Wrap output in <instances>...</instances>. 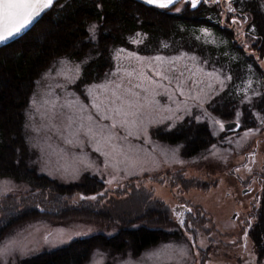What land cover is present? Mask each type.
<instances>
[{
	"label": "rangeland",
	"instance_id": "1",
	"mask_svg": "<svg viewBox=\"0 0 264 264\" xmlns=\"http://www.w3.org/2000/svg\"><path fill=\"white\" fill-rule=\"evenodd\" d=\"M217 1L223 3L221 15L225 20L221 26L223 31L228 32L230 31L228 26H231L226 21L229 1ZM258 1L260 17L254 16L250 10L243 11V17L235 12L232 19L234 17L236 19L234 27L236 31L233 28L231 34H228L237 39L235 41L238 44L243 37L244 41L249 42L250 47L257 48V52L255 50L247 52L253 56L254 63L264 73V0ZM129 4L131 7L134 5ZM178 8L182 9V7ZM170 10L178 13L175 9ZM48 20L43 19L35 27L41 24L46 26ZM250 22L257 37L254 35L247 37L242 33V29ZM256 26L259 28L257 29ZM32 30L21 39L30 37ZM210 33L208 31L206 35L202 32L205 39L213 41L214 38ZM134 40L140 42L115 48L111 62L102 71V75L89 83L81 84L78 78L74 84H69L64 76L57 75V70H68L75 64H81L82 70L80 60L52 54L37 63L33 79L27 85L29 87L26 88V92L19 94L20 98L16 102L21 101L24 94L26 97L14 116L19 124L17 127L22 146H26L28 150L27 162L20 163L26 173L24 177H20L21 179L0 176V209L6 206L5 210H7L6 216L4 211L0 210V247L7 243L6 238L18 241L20 246L9 255L0 256V264H18L24 258L64 246L73 239L94 234H103L106 237L118 235L115 237L118 238L122 234V231L119 232L121 229L135 227L138 224L168 231L169 236L138 253L132 252L128 247L117 251L96 246L90 251L84 264H125L129 260L136 264H264V259L258 261L251 241L246 239L248 237L242 238V243L236 242V245L224 247L218 242L210 243L207 235L199 233L200 237L193 242L190 232H185V229L192 230L197 224L193 220L190 224L185 223L182 225L184 227H181L178 222L180 217L177 216V211L182 213L183 207H199L200 215L206 216L210 226L214 225L211 236L218 238L216 232H220L224 236L223 239L229 243L232 239L225 238L226 234L235 233L237 236L241 222L232 220V216L237 211L238 217L246 214L248 220L255 191L260 190L259 177L256 173L258 170L262 171L264 166V103L259 102L258 97H253L250 104L247 101L241 103L244 100L242 97L237 102V106L226 110L224 114H219L213 109V104L229 82L226 79L231 76L229 71L215 63H205L206 60L196 51L185 48L173 51L171 48L163 50L158 47L142 53L137 50L136 45L143 40L139 38ZM251 42L253 44H250ZM119 49L126 51L117 57ZM129 52H136L141 57L156 55L172 57L179 56L181 52L188 53L187 57H181L176 62L179 70L164 72V75L170 77L169 80L156 76L153 67L144 68L148 76L163 85V87H155L157 93L155 99L159 101V105L154 107L151 114L153 119L162 123L149 125L147 134L140 132L139 135H128V130L119 124L114 129L111 128L110 119H101L102 114H108V103L104 101V97L110 96V93L102 89L92 90V96L97 99V103H101L103 113H98L91 106L88 95V86L105 82L106 74L109 79L117 82L123 77L124 85L131 87L141 83L137 78L141 63L152 66L157 63L137 61L128 56ZM193 55L198 58L196 61L190 59ZM61 61L65 63L61 64ZM193 64L203 67L205 71H217L220 78L225 81V86L221 88L220 81L215 77L209 78L203 74L191 76L185 69L191 68L194 72ZM117 67L122 71L112 76L111 73ZM50 68L51 74L44 76ZM129 72L133 75H128ZM181 72H183L182 76ZM177 77L184 81V96L176 90ZM193 79L200 81L195 87H193ZM6 80L12 81L8 76ZM58 85L65 87L61 88ZM250 89L264 93V82L261 84L255 79ZM133 90L140 92L141 97L145 94L142 88ZM169 92L174 93L171 101L168 99ZM34 93H36L35 104L32 103ZM69 93L75 95L70 96ZM197 94L203 100L202 105L199 100L191 99ZM77 97L87 106L82 114L74 112L73 108L65 105V101H76ZM44 99L56 100L57 116L52 121L56 125L55 128L49 123L47 115H41L47 113L50 107L44 105ZM61 105L65 106L60 107ZM237 111L241 113L239 117L236 115ZM256 113H259V117ZM81 115L84 118L85 128L89 123L88 115L93 117L92 127L95 131L99 132L102 125H108V128L103 129V134L107 136L111 133V139L101 140L98 144L99 136L90 138L85 130L79 127ZM70 116L73 123L69 128L67 125ZM198 116L199 120L196 119ZM216 120L224 124L239 120L241 128L226 132L215 123ZM185 121L204 125L208 134L204 141L201 140L203 144L199 143L198 149H194L196 151L189 155L182 153L185 144L173 142L164 135L165 132ZM170 124L173 127L169 128ZM247 129L254 131L245 136ZM256 129L259 131H255ZM65 138L71 139L73 144H66ZM77 140L83 142L82 146ZM213 145L216 147L213 148ZM97 146L100 147V152L96 151ZM83 174L90 175L91 178L86 183V190L82 192L69 191L64 188L65 186L60 188L56 182L62 184L77 182L81 180ZM249 177L252 179L248 182ZM246 187L253 190L242 193ZM61 192H64L66 197L53 201V196ZM35 193L50 199L48 208L54 212V209L59 207L60 213L57 212L49 217L34 210L27 204L26 199L28 195ZM258 194L260 198L259 191ZM93 196L96 198L89 199ZM55 204L58 205L53 207ZM159 210H161L160 216ZM75 233H87V235L76 236ZM46 235L49 236L47 241L44 239ZM69 236L72 237L71 240H67ZM60 239L67 242L59 243ZM165 245L169 247L166 248ZM182 251L186 254L181 255Z\"/></svg>",
	"mask_w": 264,
	"mask_h": 264
},
{
	"label": "trees",
	"instance_id": "2",
	"mask_svg": "<svg viewBox=\"0 0 264 264\" xmlns=\"http://www.w3.org/2000/svg\"><path fill=\"white\" fill-rule=\"evenodd\" d=\"M230 2L234 9L229 15L226 11V21L232 26H228L230 31L236 26L232 19L235 12L243 17V11L250 10L254 16L260 17L258 0H230ZM129 3H133V7ZM222 4V2H217L215 5L201 2L197 8L193 9L188 3L179 13H174L170 10L172 7L161 9L147 5L140 0H55L54 6L45 10L23 34L0 45V176L21 179L20 177H24L26 173L20 163L27 162L28 150L26 146H22L20 131L17 127L19 124L14 119L15 113L24 103L25 94L21 101H16L20 98L19 94L26 92V88L29 87L27 85L33 79L37 63L52 54L68 56L83 62L79 77L80 83L83 84L96 80L102 75V71L111 62L114 49L130 45L134 39L143 40L136 45L137 50L142 53L150 52L158 47L163 50L171 48L177 51L185 48L196 51L208 61L207 63H215L224 67L232 77L217 97L213 109L219 114H224L226 110L237 106V102L244 97V93L237 92L236 89L244 88V82L249 80L255 81L256 79L263 84L264 73L254 63L253 56L247 52L252 50L257 52V48L250 47L249 42L246 40L245 42L243 37L238 44L235 41L237 39L229 35L230 31L222 30L225 20L221 15ZM43 19H49L46 22L47 25L41 24L35 27ZM255 23L256 21L254 25ZM92 24L97 26L94 33L95 39H90L93 33L88 31ZM256 27L259 28V26ZM203 28L211 32L213 41L205 39L200 31ZM31 30L30 37L21 39ZM234 30L236 31V28ZM137 33L140 35L137 36ZM242 33L247 37L253 35L257 37L251 22L245 25ZM7 76L12 81L7 82ZM247 119L246 117V121ZM191 122L193 121L182 122L164 134L173 142L185 144L182 149L184 155L195 152L199 143L203 144L201 140L204 141L205 136L208 135L204 125L200 126ZM262 169L256 173L259 177L258 189L260 190L256 189L255 194L259 191L260 198L255 196L251 202L252 210L248 216L249 221L246 220V214L240 217L239 220L243 223H240L237 236L235 233L225 235V238L232 239L231 243L226 242L220 232H216L218 238L211 236L214 225L210 226L206 216L200 215L199 207H192L191 211L183 212L178 220L181 227H184L182 225L185 223L190 224L193 220L197 224L192 230L185 229V232H190L193 242L200 237L199 233L207 235L210 243L218 242L224 247L242 243V238L248 237L246 239L251 241L258 261L261 262L264 259V166ZM89 178H91L90 175L83 174L80 181L69 184L54 181L59 184L60 188L65 186L64 188L69 191L82 192L86 190ZM251 179L249 177L248 182ZM36 194L38 193L28 195L26 199L27 204L34 210L49 217L57 212L60 213L59 207L54 209V212L48 208L50 199ZM53 197L54 201L66 195L61 192ZM254 202L255 205H253ZM5 209L6 206L0 210L4 211L6 216L7 210ZM159 213L161 210L158 211L160 216ZM121 231L122 234L118 238H115L118 235L106 237L103 234H94L73 239L64 246L24 258L18 264H84L90 251L96 246L117 251L128 247L132 249V252L138 253L169 236L168 231L144 227L142 224L121 229L119 232ZM246 232L247 235H245ZM111 238L115 239L111 240Z\"/></svg>",
	"mask_w": 264,
	"mask_h": 264
},
{
	"label": "snow or ice",
	"instance_id": "3",
	"mask_svg": "<svg viewBox=\"0 0 264 264\" xmlns=\"http://www.w3.org/2000/svg\"><path fill=\"white\" fill-rule=\"evenodd\" d=\"M177 2V0H143V3L155 6L161 9H167L169 6L174 5ZM180 2L183 4L184 0H180ZM208 3V0H188V3H190L191 7L193 9L197 8V6L201 3ZM213 2H217V0H213ZM55 4V0H0V42L9 40L13 38L14 36L21 33L25 28H27L35 18L41 16L42 13L45 12V10L50 9ZM176 12H180L181 8H175ZM227 11L232 12L234 11L232 4L229 0L227 3ZM233 23H236L235 17L233 18ZM96 25L92 24L89 26L88 31L90 33H93V35L90 37V39H95V31H96ZM201 32L208 34V29H201ZM140 33H137V36H139ZM199 39V37H197ZM133 43H139V40H133ZM164 47H167V45H164ZM125 49H119L117 51V57H119L120 53L125 52ZM128 56L130 58H135L137 61H156V65L152 66L151 64H143L141 63L139 65V71L137 73V78L141 81V83L132 85L131 87H127L123 83V77H120V81L117 82L114 79H109L108 74H106L105 82L101 84H93L88 86V95L91 99V106L96 109L98 113H103V109L101 108V103H97V99L92 96V90L93 89H102L106 93H110V96H105L104 101L108 103V114H102L101 119H110L112 121L111 128H115L117 124H119L121 127H124L128 130V135H139L140 132H144L147 134L149 125L152 124H161L162 121H157L152 118V112L154 110V107L159 105V101L155 99V96L157 93L155 92V87H163V85L160 84L159 81L153 80L152 77L148 76L144 72L145 67H153V71L155 72L156 76H160L165 80H169L170 77L168 75H164L165 71H172V70H179L177 67V63L181 57H187L188 53L181 52L179 56H172V57H164L161 55H156L154 57H141L136 52H129ZM191 60L196 61L198 58L196 56H191ZM64 61H61V64H64ZM83 63V62H82ZM207 63V61H205ZM165 64H167V68H165ZM193 68H195V71L193 72L191 68H186V71H189L191 76L195 77L197 74H203L204 76H207L209 78L215 77L217 80L220 81L221 88L225 86V81L220 78V74L217 73V71H205V69L199 65L193 64ZM122 69L117 67L112 73V76L118 75ZM52 72V69L50 68L47 72L44 73V76H49ZM74 73V74H72ZM81 74V64H75L71 69L68 70H57V75H62L65 77L66 82L69 84H74L76 82V79L79 78ZM128 75H133V73L129 72ZM183 75V72H181V76ZM177 79V85L176 90L179 91L181 96L185 95L184 91V81L181 80L179 77ZM226 79L231 80L232 77L228 76ZM144 81H147V83H144ZM39 83V81H37ZM197 83H200V81L193 79V87ZM244 88H237V92H243L244 93V100L241 101V103H244L247 101L249 104L252 103L253 97H258L259 101L261 103H264V93L258 92L256 90L250 89V85L252 84V81H246ZM129 84H131V81H129ZM58 87L64 88L65 85H58ZM134 88H142L143 92L145 93L143 97H141L140 92L134 91ZM251 91V95H249V92ZM35 95L33 94V101L32 103L35 104ZM46 95V93H45ZM70 96H74L75 93H69ZM174 93L169 92L168 99L171 101L173 99ZM57 100L59 97L56 98ZM191 99L199 100L201 105L203 104V100L201 99L200 95L197 94L194 97H191ZM44 105H49V109L47 113H42V116L47 115V118L49 120V123L52 127H56L52 121L56 119L57 112V104L56 100L49 101L48 99H44L43 101ZM187 103V100L185 101ZM65 105L73 108L74 112L83 113L84 110L87 108L86 105L83 104L82 101H79V98L77 97L76 101L67 100L65 101ZM65 105H61L60 107H64ZM179 107V104H178ZM171 111V109H169ZM237 117L241 115L239 111L236 113ZM256 115L259 117V113H256ZM197 120L200 119V117H196ZM68 125L67 127H71L73 120L72 117H68ZM88 127L85 128L84 124V118L81 115L80 117V124L79 127L81 129H84L86 134L89 135L90 138H95L97 136L100 137V140L97 141L99 144L100 141H108L111 139V133L107 136L103 134V129L108 128V125H102L99 132L95 131L92 127L93 124V117L91 115L87 116ZM215 123L219 124L221 128H224L225 125L223 122L216 120ZM237 126H239V120H237ZM27 127V125H26ZM169 128L173 127V125H168ZM36 131H39V129H35ZM135 130V131H133ZM253 129H247L245 132V136H247L248 133L253 132ZM255 131H259V129H256ZM66 144H73V141L71 139L65 138ZM77 143H80L82 146V141L77 140ZM213 148L216 146L213 145ZM96 151L100 152L101 149L99 146L96 147ZM103 155L107 156V153H102ZM107 163V161H106ZM109 183L111 181H108ZM83 198V197H81ZM96 197H89V199H95ZM188 211H191V209H188ZM177 216L181 217L182 213L177 211ZM183 222V221H181ZM76 236L81 235H87V233H75ZM247 235V232L245 233ZM44 239L47 241L49 239V236L46 235ZM72 237L69 236L67 240H71ZM7 243L0 247V256H6L9 255L11 252H13L16 248H18L19 242L6 238ZM59 243H66V240L60 239L58 241ZM164 247H169L165 245ZM183 251L181 252V255H185ZM125 264H136L134 261H126Z\"/></svg>",
	"mask_w": 264,
	"mask_h": 264
},
{
	"label": "water",
	"instance_id": "4",
	"mask_svg": "<svg viewBox=\"0 0 264 264\" xmlns=\"http://www.w3.org/2000/svg\"><path fill=\"white\" fill-rule=\"evenodd\" d=\"M35 19H36V18H35ZM35 19H34V20H35ZM30 25H31V24H30ZM30 25H29V26H30ZM29 26H28V27H29ZM25 29H26V28H25ZM25 29H24V30H25ZM24 30H23V31H24ZM23 31H22V32H23ZM22 32H21V33H22ZM21 33H19V34H21ZM19 34H18V35H19ZM18 35H16V36H18ZM16 36H14V37H16ZM14 37H13V38H14ZM11 39H12V38H11ZM9 40H10V39H9ZM6 41H8V40H6ZM6 41L0 42V45L3 44V43H5ZM224 125H225V127H224V130H225V131L236 130V129L239 127V126H237L236 121H228V122H226ZM247 190H248V189H243V190H242V193L246 192ZM235 215H236V213L233 214V218L235 217Z\"/></svg>",
	"mask_w": 264,
	"mask_h": 264
},
{
	"label": "flooded vegetation",
	"instance_id": "5",
	"mask_svg": "<svg viewBox=\"0 0 264 264\" xmlns=\"http://www.w3.org/2000/svg\"><path fill=\"white\" fill-rule=\"evenodd\" d=\"M253 205H255V202L253 203ZM236 213V215H235V217L233 218V216H232V220H237L238 219V216H237V214H238V212H235Z\"/></svg>",
	"mask_w": 264,
	"mask_h": 264
}]
</instances>
